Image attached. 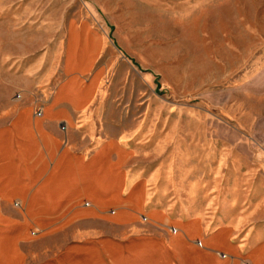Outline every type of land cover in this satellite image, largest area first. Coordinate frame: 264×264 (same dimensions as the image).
I'll use <instances>...</instances> for the list:
<instances>
[{"label": "rangeland", "instance_id": "obj_1", "mask_svg": "<svg viewBox=\"0 0 264 264\" xmlns=\"http://www.w3.org/2000/svg\"><path fill=\"white\" fill-rule=\"evenodd\" d=\"M53 91V103L84 107L58 127L82 155L64 152L26 208L38 227L56 224L20 238L29 262L77 235L171 237L174 222L194 217L193 242L218 228L241 253L220 258L264 264V0H0V125ZM28 124L10 131L12 164L24 161L13 139ZM61 199L75 205L57 216ZM124 205H142L140 227L99 222ZM11 208L25 216L24 204ZM150 209L166 219L153 232ZM10 226L0 217V264L17 262L24 229Z\"/></svg>", "mask_w": 264, "mask_h": 264}, {"label": "crops", "instance_id": "obj_2", "mask_svg": "<svg viewBox=\"0 0 264 264\" xmlns=\"http://www.w3.org/2000/svg\"><path fill=\"white\" fill-rule=\"evenodd\" d=\"M54 96L55 91L47 94L41 107H36L37 104L28 102L17 108L6 124L0 125V141L2 142L0 148V188L3 189L2 196L0 195V217L2 222L11 225L10 232L13 235L24 229L21 236L15 240L18 253L16 264H228L225 256L220 258L217 252L224 253V255H241L229 236L215 235L218 228H214L212 232L210 231L211 234H206L199 242H193L195 238L200 236V225L196 218L186 217L174 222L179 229H175L171 237L158 238L150 235V239L140 238L124 243H112L107 238L88 242L85 241V235L82 234L74 236L72 240L67 242L63 251L50 253L34 262H29V257L22 251V247H18V244L22 242L20 238L26 236V231L30 225L36 228H44L49 226V222L53 219L41 221L38 227L33 217L27 216L26 208L30 206L29 204L35 203L36 205L37 198L34 196L42 193L45 178L64 152L66 154L68 152L66 157L69 159L82 155L75 153L72 146H65V143H62L58 127L64 125L66 120L67 122L70 121L73 114L79 113L84 107H73L67 100L53 103ZM37 111H40L38 116H36ZM58 112L59 114H57ZM25 120H28V127L20 136L18 135L19 137L13 139L17 145V151L22 148V157L24 158L18 156L24 161L14 158V164H12L10 163V148L12 146L10 143L13 132L10 131L12 127H16L17 124L19 125ZM67 127L71 126L67 124ZM43 136L52 143L50 150L47 149ZM118 168L121 171L120 167ZM60 186L62 188L67 187L69 183ZM12 191H16L14 192L16 194H12ZM9 195L11 196L4 197ZM32 197H34V201ZM79 199L81 201L85 198L80 196ZM15 201L24 204V217L18 214L17 209L11 208V204ZM58 202L57 216L75 205V199L70 203H65L62 199ZM128 206H115L117 208L114 213L109 215L110 219L99 222L104 226L118 230L140 227L141 225L136 220V211L141 210L142 205ZM82 208L72 209L73 214L78 216L90 214ZM104 209L106 208L99 207L94 211ZM145 218L150 219V231L152 232L155 227L163 225L166 220L164 213L155 209H150ZM90 222L88 220L74 221L75 226L78 227L88 226ZM55 225L52 224L49 227L53 228ZM231 264L238 263L233 261Z\"/></svg>", "mask_w": 264, "mask_h": 264}]
</instances>
